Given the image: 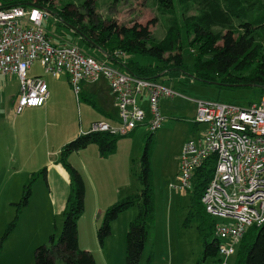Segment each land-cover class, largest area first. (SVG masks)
Instances as JSON below:
<instances>
[{
    "label": "rangeland",
    "instance_id": "rangeland-1",
    "mask_svg": "<svg viewBox=\"0 0 264 264\" xmlns=\"http://www.w3.org/2000/svg\"><path fill=\"white\" fill-rule=\"evenodd\" d=\"M201 1L195 0L197 3L193 4L192 0H174L175 10L170 13L158 0H95L93 17L85 15L84 0H55V4L61 7L72 2V8L84 14L83 23L92 19L94 23L107 25L112 22L124 26L149 25L150 44L164 40L171 28L179 27L183 41L181 50L191 69L196 58L190 50L200 45H193L194 34L188 31V23L205 10V3L200 4ZM46 28L55 41L75 44L97 59L109 62L101 49L81 39L71 26L58 23L55 14H50ZM257 39L264 44V29L258 30ZM133 57L145 64L153 60L140 54ZM29 75L44 77L52 93V104L49 110L28 107L17 115L15 101L20 79L16 74H10L2 80L0 264H36L37 247L51 245L52 234L58 240L70 193V172L61 162L63 149L80 134L90 131L96 121L105 120L113 127L119 126L121 121L120 109L104 79L101 85L96 84V90H83L78 100L66 75L54 77L45 70L40 59L34 61ZM159 81L174 87L182 95L162 98L159 102L164 120L153 134L151 148L155 210L140 264H148L151 252L152 264H197L205 255V237L199 230L197 217L190 215L192 192L181 189L176 179L185 143L205 128V124L196 123L197 129H194L196 100L249 105L258 102L260 94L255 87L222 88L187 73L180 77L163 75ZM149 119L150 116L147 121ZM134 130L121 134L114 152L101 154L99 145L90 143L66 156L84 176L85 211L78 220L79 244L94 255L96 264H126V235L130 222L139 213V206L129 207L113 221L112 233L104 244L98 237V230L113 203L142 188L139 179L141 160L152 130L148 124ZM31 179L32 195L28 204L20 208L25 184ZM15 220L10 231L8 228ZM213 238L210 236L209 240ZM234 246L238 249L239 244ZM221 259L222 256L209 257L203 263L223 264ZM55 260L56 264H66L60 257ZM234 260L235 256H232L228 261L234 264Z\"/></svg>",
    "mask_w": 264,
    "mask_h": 264
},
{
    "label": "trees",
    "instance_id": "trees-1",
    "mask_svg": "<svg viewBox=\"0 0 264 264\" xmlns=\"http://www.w3.org/2000/svg\"><path fill=\"white\" fill-rule=\"evenodd\" d=\"M3 7L12 5H38L55 14L58 23H64L75 31L81 39L101 49L110 63L117 64L123 70L139 77L159 80L163 75L180 77L189 74L205 83H212L222 88L255 87L259 98L264 94V44L257 39L259 29H264V0H206L204 11L190 19L188 31L194 34L191 49L195 56L193 68H189L181 50L183 41L181 32L171 28L167 37L151 43L152 32L148 26H133L117 23L95 22L83 23V16L78 9L72 8V2L61 7L55 0H1ZM161 6L174 13V0H158ZM195 0H192L194 2ZM95 0H84L83 8L86 16L95 14ZM194 2L193 4H196ZM201 6L198 4V7ZM220 27L216 30L215 27ZM222 41L221 44L219 42ZM116 50L126 52L127 60L115 56ZM140 54L152 58V62L142 63L133 56ZM259 99V100H260ZM196 124V123H195ZM197 128L196 126L194 129ZM135 130L129 132L132 133ZM152 131L148 134L147 145L141 160L139 179L142 188L113 203L105 213L98 237L102 244L112 233V223L126 209L133 205L139 206L138 215L130 222L126 235V264H140L150 227L154 218V187L151 165ZM127 133V134H129ZM121 134L110 131H88L66 144L62 151V164L70 172V193L67 200L65 220L58 240L55 234L50 236L51 245H39L35 252L36 264H56V258H62L66 264H96L94 255L80 247L78 220L85 211L86 184L83 174L69 162L67 154L78 151L90 143L99 145L101 154L115 151L117 140ZM214 164L206 162L194 173L191 194L190 215L196 216L199 230L205 237V255L197 264L209 257L219 255L218 238L215 234L217 218L210 215L202 202V195L213 173ZM33 179V178H32ZM32 179L25 184L20 208L27 205L32 195ZM19 208V209H20ZM16 220L9 226L11 231ZM7 231L6 235L10 232ZM214 238L210 241L209 237ZM234 264H264V224L252 226L239 243L234 254ZM153 253L149 255L148 264H152Z\"/></svg>",
    "mask_w": 264,
    "mask_h": 264
},
{
    "label": "built area",
    "instance_id": "built-area-1",
    "mask_svg": "<svg viewBox=\"0 0 264 264\" xmlns=\"http://www.w3.org/2000/svg\"><path fill=\"white\" fill-rule=\"evenodd\" d=\"M50 14L38 5L3 7L0 0V76L16 74L20 79L16 113L42 107L49 98L44 77L29 75L34 61L40 59L48 73L70 79L78 98L84 83L108 82L121 121L117 127L96 121L90 131L127 134L143 124L152 131L161 128L160 100L182 94L159 80L99 60L75 44L56 43L46 28ZM115 56L129 57L122 50H116ZM196 103L194 122L205 124V128L185 143L177 184L191 189L196 169L206 162L214 164L202 202L217 218L214 232L219 255L223 264H230L229 258L237 251L234 244L241 242L250 227L264 224V94L249 105L201 99Z\"/></svg>",
    "mask_w": 264,
    "mask_h": 264
},
{
    "label": "crops",
    "instance_id": "crops-1",
    "mask_svg": "<svg viewBox=\"0 0 264 264\" xmlns=\"http://www.w3.org/2000/svg\"><path fill=\"white\" fill-rule=\"evenodd\" d=\"M52 37V36H51ZM52 39L54 40V38L52 37ZM55 41V40H54ZM56 43H58V44H64V43H67V42H57V41H55ZM109 60V59H108ZM110 62V61H109ZM5 77L6 76H0V92H1V90H2V80L3 79H5ZM67 77V76H66ZM68 78V77H67ZM68 80H69V82H70V79L68 78ZM102 80V79H101ZM101 80L100 81H98V82H95L94 84L93 83H84V87H83V90H88V91H92L93 89L94 90H96V88H97V86L98 85H96V84H99V85H101L102 83H101ZM105 80V79H104ZM105 83H106V86L108 87V90H109V92H110V89H109V84H108V82L105 80ZM70 84H71V82H70ZM72 85V84H71ZM49 86V85H48ZM19 94V93H18ZM77 99L79 100V98H78V96H77ZM52 93H50V95H49V98H48V100L46 101V103L42 106V108L44 107V109L46 108V110H49V108H50V106H51V104H52ZM142 102L146 105L147 104V99L146 98H144L143 100H142ZM15 105H16V101H15ZM24 112V111H23ZM22 112V113H23ZM21 114V113H20ZM18 115V114H17ZM102 120H104V119H102ZM105 121V120H104ZM196 125V127H197V124H195ZM197 129V128H196ZM177 175H178V172H177ZM69 179H70V177H69ZM177 179V178H176Z\"/></svg>",
    "mask_w": 264,
    "mask_h": 264
},
{
    "label": "bare ground",
    "instance_id": "bare-ground-1",
    "mask_svg": "<svg viewBox=\"0 0 264 264\" xmlns=\"http://www.w3.org/2000/svg\"><path fill=\"white\" fill-rule=\"evenodd\" d=\"M219 244V243H218Z\"/></svg>",
    "mask_w": 264,
    "mask_h": 264
}]
</instances>
